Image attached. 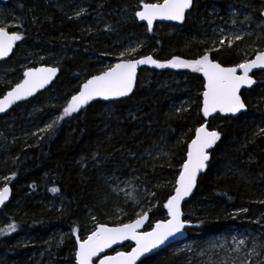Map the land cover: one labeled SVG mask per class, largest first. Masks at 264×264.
<instances>
[{
  "label": "trees",
  "instance_id": "trees-1",
  "mask_svg": "<svg viewBox=\"0 0 264 264\" xmlns=\"http://www.w3.org/2000/svg\"><path fill=\"white\" fill-rule=\"evenodd\" d=\"M140 4L141 0L0 3L9 8L1 17L15 21L7 30L22 36L11 56L0 62V98L28 68L55 62L59 69L47 90L0 117V186L9 185L12 192L0 210V264H73L77 238L83 240L97 225L132 222L139 208L134 199L116 193L117 180L136 178L148 191L149 209L142 210L148 213L144 231L167 219L164 204L173 194L188 145L205 122L200 111L202 77L186 69L144 68L128 98L94 102L59 120L83 82L121 59L145 56L164 63L209 52L222 67L235 66L245 58L243 40L231 47L218 39L212 44L213 27L220 19L235 18L248 26L245 40L255 38V50L246 60L264 50V0H193L180 25L155 24L151 31L137 22ZM125 44L136 45L134 55L117 58L115 52ZM208 45L215 46L207 51ZM44 54L47 57L40 59ZM253 77L256 85L240 93L244 114L208 120L209 129L221 138L208 152L210 159L182 212L190 224L185 241L195 243L232 229L262 231L263 255L256 264H264V131H257L264 129V73ZM53 121L58 122L52 129L40 130ZM11 224L15 231L8 230ZM60 232L67 235L57 245ZM178 245L139 264H197L192 254L176 251ZM130 248L126 244L121 249Z\"/></svg>",
  "mask_w": 264,
  "mask_h": 264
},
{
  "label": "snow or ice",
  "instance_id": "snow-or-ice-1",
  "mask_svg": "<svg viewBox=\"0 0 264 264\" xmlns=\"http://www.w3.org/2000/svg\"><path fill=\"white\" fill-rule=\"evenodd\" d=\"M192 6L193 0H162V2L158 0L156 3H146L141 0L140 10L135 12V16L141 21H146L148 30L151 31L153 21L156 19L183 22L185 13ZM242 38L240 35L234 36L236 41ZM21 39L20 34L9 33L6 26L0 27V58L8 56L15 42ZM220 44L224 45L225 40H221ZM227 44L231 47L233 39H228ZM135 51L136 49H131L128 54L132 55ZM124 55L125 53H121V57ZM145 64H151L157 68H190L193 72L202 73L205 81L202 93L203 115L208 117L216 112L236 114L245 109V104L239 95L241 87L255 83L249 73L253 69L264 68V50H257L254 59L245 60L233 67H222L220 63L210 59L209 52L192 60L174 57L166 64L153 59L152 56L140 59H121L119 63L81 84L79 91L67 101V105L63 108V115L58 119L62 120L64 116L79 111L97 97L109 100L128 96L136 83L137 66ZM57 71L55 67L31 68L25 71L23 81L16 84L4 95L3 99H0V112H5L6 108L16 101L31 96L36 90L43 88L52 80ZM57 122L53 121L41 131L52 129ZM220 138L219 132L209 131L203 125L196 129L195 139L188 145L187 159L182 164L176 179L175 194L171 195L164 204L170 219L157 222L151 231L142 233L137 229L148 219L147 212L138 214V218L131 223L121 224L114 228L97 225L96 230L87 239L81 241L77 238L76 264H92L93 257L122 240H133L136 246L131 252H118L116 256H105L99 264H136V261L145 253L158 248L170 237L181 232L186 223L181 219V201L192 192L198 172L206 167V162L210 159L207 149L213 147ZM9 192L10 189L7 186L0 188V204L8 199ZM7 227L9 231L16 229L15 224ZM3 231L4 229H0V232Z\"/></svg>",
  "mask_w": 264,
  "mask_h": 264
},
{
  "label": "rangeland",
  "instance_id": "rangeland-1",
  "mask_svg": "<svg viewBox=\"0 0 264 264\" xmlns=\"http://www.w3.org/2000/svg\"><path fill=\"white\" fill-rule=\"evenodd\" d=\"M8 10H9L8 7L5 8L4 6L0 5V27L6 26L7 29L15 26V21L13 20L12 17L9 18L6 16L1 17L3 12H7ZM219 21L221 23L218 26L213 27V31H214L213 36L215 38L214 40H212V44H214L217 41L216 39H218L217 42H219V44L221 40H225L226 45H228L227 44L228 39H233V44H237V42L243 40L242 41L243 43H241L240 45H243L245 58L241 59L239 63L244 62L247 58V54L251 52L252 49L255 50V45H254L255 42L253 41L255 40V38H253V40H248V39L245 40L247 37L250 36V31L247 29L248 26L247 25L243 26L239 24V22H237L235 18L231 19L229 22L228 21L224 22L223 19L222 21L221 19ZM262 25H264V13H263ZM15 32L17 33V31ZM235 35H240L243 38L239 41H236L234 40ZM210 46L213 47L215 45H210ZM210 46L208 45V48H206L207 51L209 49H212L210 48ZM131 49H136V45L125 44L122 48L118 49L115 52V56L119 58L121 57V53H125L123 57L131 58L134 55V53L132 55L128 54V51ZM45 57H47V54L40 55L39 58L43 59ZM164 63L166 64L167 62ZM104 64L107 66L108 61L105 60ZM49 66H55V62H52L51 65ZM164 68H169L174 70H185V69L191 70L190 68H172V67H164ZM164 68H157V69H164ZM43 128H41L40 130H42ZM261 130L262 129L258 128L257 131L260 132ZM36 134L37 131L33 132V135ZM3 186L4 184H2L0 188H2ZM114 190L116 191V193L125 194V196H127L128 198L134 199V203L137 204L139 208L138 214H143L144 210L149 209V207L147 206V204H145V202L148 201L147 199L150 198V195L148 191L145 190L139 184L136 178H134L131 181L117 180L115 182ZM140 195H142L143 198H140L139 197ZM136 218H138V215ZM261 232L262 231L257 232L253 229H246V231H241L239 229H232L227 233L219 234L214 237L211 236L206 239L196 241L195 243L192 241H184L178 243L179 245L177 246L176 251H185L188 254H192V257L195 259L197 264H256L258 258L261 255H263L262 252L260 251L262 247V241L260 240ZM1 233L2 232H0V234ZM66 235L67 233L60 232L57 237L56 244L57 245L63 244ZM87 237L88 235L84 239H86ZM50 241L51 238L46 242H50ZM241 241H243V243ZM75 251L71 253L74 257L73 264H75ZM115 251L120 252L123 250L118 249ZM61 264H71V263L67 261Z\"/></svg>",
  "mask_w": 264,
  "mask_h": 264
},
{
  "label": "water",
  "instance_id": "water-1",
  "mask_svg": "<svg viewBox=\"0 0 264 264\" xmlns=\"http://www.w3.org/2000/svg\"><path fill=\"white\" fill-rule=\"evenodd\" d=\"M13 1H14V0H0V3H8V2H13ZM190 9H191V8H190ZM190 9H189V10H190ZM139 10H140V7H139ZM189 10H187V12L185 13V16H186V14L189 12ZM136 19H137V22H138L139 24L144 25V26L147 28V30H148V25H147V22H146V21H141V20H139L137 17H136ZM181 23H182V22H179V21H170V20L156 19V20L153 21L152 29H153V27H154L155 24H170V25H177V26H178V25H180ZM8 32H9V31H8ZM9 33H12V32H9ZM17 42H18V41L15 42V44H14V46H13V48H12V51L8 54V56L3 57V58H0V62H1V61H5V60H7V59L11 56V54L13 53V51H14V49H15V46L17 45ZM145 57H146V56H145ZM141 58H142V57H141ZM254 58H255V55L253 56L252 59H254ZM138 59H140V58H138ZM153 59H154V58H153ZM119 62H120V61H117V62L113 63L112 65H115L116 63H119ZM112 65H111V66H112ZM47 67H55V68H57L56 66H49V65H40V66H37V67H34V68H47ZM153 67H155V66H154V65H151V64L138 65V66H137V78H138V74H139V72H140L141 69H144V68H153ZM230 67H233V66H230ZM28 69H31V68H28ZM28 69H26V70L23 71L22 78H21V80H20L18 83H21V82L23 81V79H24V72L27 71ZM57 69H58V68H57ZM107 69H108V68H107ZM107 69H106V70H107ZM106 70H105V71H106ZM103 72H104V71H103ZM260 72H263V73H264V68H256V69H253V70L249 73V76L255 81L253 75L256 74V73H260ZM101 73H102V72H101ZM99 74H100V73H99ZM99 74H97V75H99ZM198 74L202 77L203 82H205V81H204L203 74L200 73V72H198ZM238 74H239V72H238ZM58 76H59V69H58L56 75L52 78V80H51L48 84H46L43 88H40V89L36 90L31 96H28V97H26V98H24V99L18 100V101H16L15 103H13L12 105H10L9 107H7L6 110H5V112H0V117L4 116L6 113H8V112H9L14 106H16V105H18V104H21V103H24V102H27V101L33 99L37 94L42 93V92H44L45 90H47V89H48V88H49V87L55 82V80L58 78ZM89 79H90V78H89ZM136 81H137V79H136ZM18 83H17V84H18ZM83 83H84V82H83ZM15 85H16V84H15ZM15 85H14L12 88H14ZM135 85H136V83H135ZM255 85H256V81H255V83H253L251 86H248V85H244V86H242L241 89H240L239 95H240V93L242 92V90H248V89H251V88H253ZM12 88H10L8 91H10ZM134 88H135V86H134ZM134 88H133V91H134ZM8 91H7V92H8ZM78 91H79V90H78ZM78 91H77V92H78ZM133 91H132V92H133ZM203 91H204V90H203ZM7 92H6L4 95H6ZM132 92H131L128 96H125V97H119V98H110L109 100H104L103 98H100V97L94 98L93 100L89 101L88 104L84 105L79 111L85 109V108L88 107L91 103H94V102L112 103V102H115V101H118V100H124V99L128 98V97L132 94ZM75 94H76V93H75ZM4 95H3L0 99H3ZM70 98H71V97H70ZM241 100H242V99H241ZM243 103H244V102H243ZM202 107H203V96L201 95V108H200V111H201V114H202V116L204 117V120H205V122H204L202 125L205 126L209 131H216V130H214V129H213V130H212V129H209V127H208V120H209L210 118H213V117L216 116V115H220V116H223V117L237 118L238 116H240L241 114H244V113L246 112V105H245V109L241 110V112L236 113V114L216 112V113H212V114H211L210 116H208V117H205V116L203 115V112H202ZM263 113H264V105H263ZM202 125H201V126H202ZM201 126H200V127H201ZM195 134H196V132H195ZM195 134H194V137L192 138V140L195 139ZM192 140H191V141H192ZM190 143H191V142H190ZM213 146H214V145H213ZM211 148H212V147H211ZM211 148H210V149H211ZM210 149H207V152H209ZM186 159H187V157H186ZM206 163H207V162H206ZM204 170H205V168H204L203 170H201L200 172H198V174H197V178H198V176H199L201 173H203ZM178 176H179V175H178ZM177 178H178V177H177ZM196 181H197V179H196ZM5 186H7V187L10 189V192H9V195H8V199L5 200L3 204H0V210L2 209V207H3L6 203H8V201H9L10 198H11V194H12L10 186H9V185H5ZM175 186H176V181H175ZM195 186H196V184H195ZM195 186H194V188L192 189V192H191L187 197H185V198L181 201V212H182V206H183V205H184V204H185V203H186V202L192 197L193 192H194V189H195ZM174 194H175V188H174V191H173V194H172V195H174ZM165 209H166V208H165ZM166 214H167V219H166V220L170 219V217H169V215H168V210H167V209H166ZM136 219H137V218H136ZM136 219H134L133 221H135ZM181 219H182L183 221L186 222V223H185V227L181 230V232H179V233H177L176 235L170 237L167 241H165L164 244L160 245L158 248L153 249V250H152L151 252H149V253H145L143 256H141V257L136 261V264H139V263L142 262L143 260H145V259H147L148 257H151V256L157 254L158 252H160V251L163 250V249H166V248L169 247V246H172V245H174V244H178V243L184 242L185 239H186V236H187V230L190 228V224L184 219V214H183V212H182ZM166 220H163V221H166ZM133 221H132V222H133ZM158 222H162V221H158ZM130 223H131V222H130ZM147 223H148V219L145 220L144 224H143L140 228H138L137 231H138V232H141V233H142V232H148V231H151V230L155 227V225H156L157 222H156L155 224H153V226H152L149 230L144 231V228H145V226L147 225ZM105 226H106V227H109V228H114V227H117V226H119V225H115V226H107V225H105ZM95 230H96V228H95ZM95 230H94V231H95ZM92 232H93V231H92ZM92 232H91L89 235H91ZM89 235H88V236H89ZM86 239H87V238H86ZM84 240H85V239H84ZM126 244L131 245V248H130L128 251H120V252H125V253H127V252H131L132 249L136 246V245H135V241H133V240H122V241H117L116 243L112 244L111 247L105 248L102 252L98 253L97 256L93 257V258H92V263L95 262V261H97L98 264H99L100 260L103 259L105 256H116V254L118 253V251H116V252H114V251H115V250H118V249H120V248H122V246H124V245H126ZM77 247H78V245H77V243H76V248H77ZM109 253H110V254H109ZM75 264H76V260H75Z\"/></svg>",
  "mask_w": 264,
  "mask_h": 264
},
{
  "label": "bare ground",
  "instance_id": "bare-ground-1",
  "mask_svg": "<svg viewBox=\"0 0 264 264\" xmlns=\"http://www.w3.org/2000/svg\"><path fill=\"white\" fill-rule=\"evenodd\" d=\"M3 188V187H2Z\"/></svg>",
  "mask_w": 264,
  "mask_h": 264
},
{
  "label": "flooded vegetation",
  "instance_id": "flooded-vegetation-1",
  "mask_svg": "<svg viewBox=\"0 0 264 264\" xmlns=\"http://www.w3.org/2000/svg\"><path fill=\"white\" fill-rule=\"evenodd\" d=\"M254 76V75H253Z\"/></svg>",
  "mask_w": 264,
  "mask_h": 264
}]
</instances>
